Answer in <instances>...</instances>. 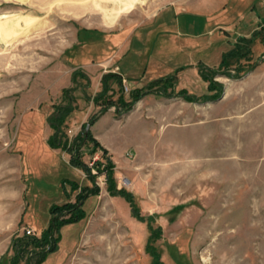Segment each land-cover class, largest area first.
I'll list each match as a JSON object with an SVG mask.
<instances>
[{"label": "rangeland", "instance_id": "rangeland-1", "mask_svg": "<svg viewBox=\"0 0 264 264\" xmlns=\"http://www.w3.org/2000/svg\"><path fill=\"white\" fill-rule=\"evenodd\" d=\"M0 214V264H264V0H0Z\"/></svg>", "mask_w": 264, "mask_h": 264}, {"label": "trees", "instance_id": "trees-1", "mask_svg": "<svg viewBox=\"0 0 264 264\" xmlns=\"http://www.w3.org/2000/svg\"><path fill=\"white\" fill-rule=\"evenodd\" d=\"M50 143L52 144V146H57V143H54L53 141H51ZM58 144L60 145L61 143H58ZM95 145H96V147L99 146V142L98 141H95ZM62 147L65 150H71V147L69 146V142H64V144H63ZM76 151H77V153H75L74 155H72V158H71L72 164L84 168L86 170V172L88 173L89 176H91L92 178H95L96 177V174H91L92 167L90 165L86 164L82 160L81 156L79 155V149L76 150ZM103 164L107 168V171H108V179L109 180H113V172L111 171V167H112L111 166V162H109L108 159H107L106 163H103V161H96L95 162V165L97 166L99 172H102L101 165H103ZM118 192L121 193V192H123V190H119ZM128 194L129 193H125L124 195H126L128 198H130ZM65 206H67V208L65 210L60 207V210H59L60 213L63 212V215L65 213H69L70 215H69V217H63L62 220H61V222L62 223H70V222L78 221L79 218L82 215V207H81L82 206V199L80 200V202H76V203L70 204V205L69 204H66ZM58 207L59 206H56L54 208V210H56ZM132 207H133L132 212L137 214V212H135V208H134L133 204H132ZM51 226L52 227H55V226H58V225L54 222ZM58 239H59V237H53L52 243L48 246V248L47 249H44L42 251H39L40 256H39V259H38L37 263L42 262L47 257V255L49 254V252H52V251H54L56 249ZM21 251L22 250L20 248H17V252L20 253Z\"/></svg>", "mask_w": 264, "mask_h": 264}, {"label": "bare ground", "instance_id": "bare-ground-1", "mask_svg": "<svg viewBox=\"0 0 264 264\" xmlns=\"http://www.w3.org/2000/svg\"><path fill=\"white\" fill-rule=\"evenodd\" d=\"M22 1V0H21ZM21 17V16H20ZM25 21V22H24ZM30 21V18H21V19H16V20H13V21H9V23L8 22H5V24H4V32H3V34H2V39H3V41H6V42H8L9 41V36H10V34L12 33L11 31H13L14 30V28L16 29L17 27H19V26H23V22L24 23H28ZM37 22V21H36ZM15 24H16V27H15ZM30 24H31V22H30ZM12 26L13 28L12 29H10V27H8L7 28V26ZM18 25V26H17ZM28 26H30V25H28ZM33 26H34V24H33ZM36 26V25H35Z\"/></svg>", "mask_w": 264, "mask_h": 264}, {"label": "crops", "instance_id": "crops-1", "mask_svg": "<svg viewBox=\"0 0 264 264\" xmlns=\"http://www.w3.org/2000/svg\"><path fill=\"white\" fill-rule=\"evenodd\" d=\"M173 10V14L176 16L175 13H177L178 10H176L175 8L171 9ZM157 22L159 24V27L161 30H166L165 26L169 23V18H168V15H165L163 13H159V15L157 16ZM3 215L0 214V221H1V217Z\"/></svg>", "mask_w": 264, "mask_h": 264}, {"label": "built area", "instance_id": "built-area-1", "mask_svg": "<svg viewBox=\"0 0 264 264\" xmlns=\"http://www.w3.org/2000/svg\"><path fill=\"white\" fill-rule=\"evenodd\" d=\"M130 179L128 177H122L119 181V187H127L130 184ZM29 233L32 232V230H28Z\"/></svg>", "mask_w": 264, "mask_h": 264}, {"label": "water", "instance_id": "water-1", "mask_svg": "<svg viewBox=\"0 0 264 264\" xmlns=\"http://www.w3.org/2000/svg\"><path fill=\"white\" fill-rule=\"evenodd\" d=\"M89 129V126L87 127V130Z\"/></svg>", "mask_w": 264, "mask_h": 264}]
</instances>
